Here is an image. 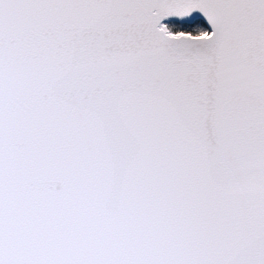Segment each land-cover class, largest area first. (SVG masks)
I'll use <instances>...</instances> for the list:
<instances>
[{
    "label": "snow or ice",
    "instance_id": "6c2138e0",
    "mask_svg": "<svg viewBox=\"0 0 264 264\" xmlns=\"http://www.w3.org/2000/svg\"><path fill=\"white\" fill-rule=\"evenodd\" d=\"M0 264H264V0H0Z\"/></svg>",
    "mask_w": 264,
    "mask_h": 264
}]
</instances>
